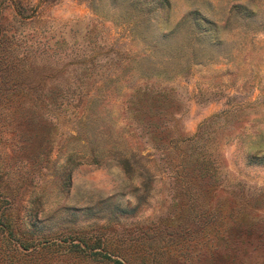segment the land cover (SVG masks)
I'll use <instances>...</instances> for the list:
<instances>
[{"label": "rangeland", "instance_id": "374dc122", "mask_svg": "<svg viewBox=\"0 0 264 264\" xmlns=\"http://www.w3.org/2000/svg\"><path fill=\"white\" fill-rule=\"evenodd\" d=\"M149 2L0 0V264H264V0Z\"/></svg>", "mask_w": 264, "mask_h": 264}, {"label": "trees", "instance_id": "16d2710c", "mask_svg": "<svg viewBox=\"0 0 264 264\" xmlns=\"http://www.w3.org/2000/svg\"><path fill=\"white\" fill-rule=\"evenodd\" d=\"M162 4V6L167 7L169 5L168 0H159ZM151 3H155V0H150L149 4ZM145 4V3H144ZM246 6V5H245ZM244 5H238L235 6V8H237L238 11L245 13L246 12V8ZM152 7L149 8V10H151ZM192 15H195L194 17H191L190 15H185L182 19L181 22H186L188 19L190 20V22L188 23V26L190 27V34L193 35H201L202 38H206L209 41H214L218 39V34H217V30H219L220 26L218 25V23L214 20H211L209 18L203 17V16H199L196 15V13H193ZM229 19H227L225 21V23L227 24ZM132 23V22H131ZM133 25L136 26V22H133ZM262 143V142H261ZM93 155L94 156H108L109 154H114L117 157H119L122 160H119L123 165L130 167V163H129V158L125 156V154H123V152L119 149H116L114 147H111L109 150H105V151H93Z\"/></svg>", "mask_w": 264, "mask_h": 264}]
</instances>
